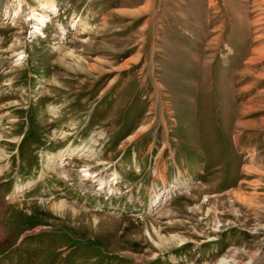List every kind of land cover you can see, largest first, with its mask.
<instances>
[{"label": "rangeland", "instance_id": "1", "mask_svg": "<svg viewBox=\"0 0 264 264\" xmlns=\"http://www.w3.org/2000/svg\"><path fill=\"white\" fill-rule=\"evenodd\" d=\"M42 1L0 0V264H264V0Z\"/></svg>", "mask_w": 264, "mask_h": 264}, {"label": "bare ground", "instance_id": "2", "mask_svg": "<svg viewBox=\"0 0 264 264\" xmlns=\"http://www.w3.org/2000/svg\"><path fill=\"white\" fill-rule=\"evenodd\" d=\"M47 2H49L48 0H43L42 1V6H45L46 4H47ZM50 4H52L51 2H50ZM50 111L51 112H54V110L53 109H50ZM139 131V130H138ZM138 131L135 133V135H131V138H134L135 136H137L139 133H138ZM134 140V139H133ZM60 153H61V151H59ZM0 155H3V152H0ZM1 157V156H0ZM228 263V261L227 260H225L224 258H222V259H220V261H219V263L218 264H227Z\"/></svg>", "mask_w": 264, "mask_h": 264}]
</instances>
